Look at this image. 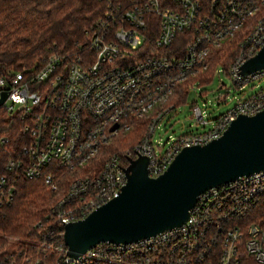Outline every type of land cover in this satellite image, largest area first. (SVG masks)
Returning a JSON list of instances; mask_svg holds the SVG:
<instances>
[{
	"label": "built area",
	"instance_id": "1",
	"mask_svg": "<svg viewBox=\"0 0 264 264\" xmlns=\"http://www.w3.org/2000/svg\"><path fill=\"white\" fill-rule=\"evenodd\" d=\"M110 7L79 54L51 53L36 69L0 76L2 107L22 117L26 137L4 171L41 180L57 195L47 219L62 242L66 225L118 196L129 160L145 157L148 177L156 178L181 150L218 139L236 117L264 110V69L238 74L264 44V0H128ZM235 37L241 38L227 75L239 89H257L213 120L191 105L195 123L211 127L172 137L163 150L153 136L176 107L166 105L174 90L206 71L211 51ZM142 121L136 145L97 163L113 138ZM59 170L68 176L63 188ZM7 181L0 177L1 197ZM262 197L264 171L198 195L180 227L135 243H101L75 259L65 245L55 250L61 264H237L241 255L264 264V227L248 218Z\"/></svg>",
	"mask_w": 264,
	"mask_h": 264
},
{
	"label": "trees",
	"instance_id": "2",
	"mask_svg": "<svg viewBox=\"0 0 264 264\" xmlns=\"http://www.w3.org/2000/svg\"><path fill=\"white\" fill-rule=\"evenodd\" d=\"M119 3L126 5L128 0H0V76L36 69L51 53L79 54L87 32L104 18L111 5ZM237 40H224L209 54L203 76L188 78L178 86L182 93L176 100L178 105L184 103L192 83L212 82L219 65L226 73L237 54ZM23 126L20 115L0 107V177L8 180L0 195V264H61L55 250L64 247L60 229L47 219L57 195L50 193L41 180L4 171L8 159L26 144ZM103 158L100 156L97 163ZM59 174L64 178L63 188L68 176L63 170ZM248 218L264 227V197ZM237 264L257 263L241 255Z\"/></svg>",
	"mask_w": 264,
	"mask_h": 264
},
{
	"label": "water",
	"instance_id": "3",
	"mask_svg": "<svg viewBox=\"0 0 264 264\" xmlns=\"http://www.w3.org/2000/svg\"><path fill=\"white\" fill-rule=\"evenodd\" d=\"M263 69L264 44L239 67L238 74ZM6 96L0 93V107ZM147 164L141 156L129 160L126 184L118 196L64 227L67 256L75 259L101 243H135L180 227L198 195L264 171V110L236 117L218 139L181 150L156 178L148 177Z\"/></svg>",
	"mask_w": 264,
	"mask_h": 264
},
{
	"label": "rangeland",
	"instance_id": "4",
	"mask_svg": "<svg viewBox=\"0 0 264 264\" xmlns=\"http://www.w3.org/2000/svg\"><path fill=\"white\" fill-rule=\"evenodd\" d=\"M238 35L241 36L240 34ZM240 38L241 37H237V42ZM223 69L224 66L222 65L216 68L212 82L208 84H197L195 87L188 88L185 101L180 105L176 103V100L180 99L182 93L179 92L177 88L174 90L172 97L166 105L169 107L170 105L176 107L160 122L156 129L153 136L155 144L162 146L164 150L169 144L168 140L172 137L188 133H200L211 127V123L204 127L195 123V119L191 115V105H196L203 111L206 121L213 120L218 115L231 108L237 99L247 97L257 89V83H248L243 89L233 86L230 77L227 75V71L223 73ZM205 72L206 71L197 76L201 77ZM221 83L223 87L219 88ZM201 93L202 95L200 96ZM144 125L145 123L142 121L129 132L119 134L117 137L113 138L104 149L101 157H104L110 150L125 152L131 149L141 138Z\"/></svg>",
	"mask_w": 264,
	"mask_h": 264
}]
</instances>
